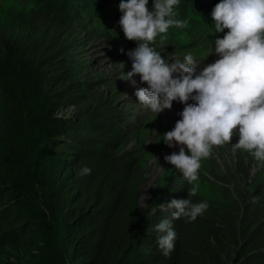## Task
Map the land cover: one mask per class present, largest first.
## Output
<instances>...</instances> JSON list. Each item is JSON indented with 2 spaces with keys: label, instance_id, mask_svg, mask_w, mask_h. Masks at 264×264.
I'll return each mask as SVG.
<instances>
[{
  "label": "trees",
  "instance_id": "obj_1",
  "mask_svg": "<svg viewBox=\"0 0 264 264\" xmlns=\"http://www.w3.org/2000/svg\"><path fill=\"white\" fill-rule=\"evenodd\" d=\"M44 1L55 20L100 41L108 31L106 20L110 18L106 12L113 13L112 1L116 0ZM196 1L202 0H184L180 18L188 9L195 11L200 6ZM16 27L19 32L30 33L32 42L25 44V49L11 44L12 37L5 38L4 28L0 27V59L8 64L5 72L10 79L3 83L0 72V95L6 98L9 111L14 112L12 117L23 113L25 117L21 119L22 128L16 129L23 136L10 143L4 140L5 124L0 122V152L6 147L0 156V182L8 187L21 185L9 209L24 206L20 204L29 201V196L39 203L20 210L24 215L15 211V221L21 227L16 232H11L13 229L3 232L1 237L5 238L0 242L22 245L21 235L30 233L27 244L33 249V235L40 228L48 234L58 223L62 233L65 228L71 231L72 239L79 235L77 249H82L87 257L85 264H264V185L255 183L248 161L245 164L235 158L231 164L223 165L219 175L210 173L217 184L218 197L209 201L197 194L189 197L193 204L205 202L208 208L194 221L186 217L174 221L177 239L170 255L164 256L158 247L155 225L167 213L155 204L145 218L138 211L140 192L146 182L144 170L138 157L118 149L122 141L121 124L105 118L110 109L104 97L95 98L100 90H95L91 80L72 73L71 50L59 44L55 33L44 37L27 14ZM67 105L76 107V116H59V109ZM42 112H47L48 117L44 118ZM51 121L57 123L56 128H50ZM35 133L43 142L35 148L37 153L39 149L41 152L29 168L24 166L26 158L29 159L24 149L28 139L34 146L30 135ZM66 153L69 157L61 168L54 160L44 161L48 155ZM71 167L77 170L69 172ZM83 167L90 168L91 173L78 175ZM65 174L68 184L75 183L71 200L80 197L88 204L83 210H67L64 202L61 205L54 199L60 193L59 187L65 191L68 186ZM25 190H30L29 196ZM189 192L187 188L177 191L173 199H187ZM31 217L37 221L30 220ZM41 232L40 238L54 239ZM138 244L144 245L143 251L135 256L130 254L129 260L119 259ZM32 253L33 250L21 259L29 261Z\"/></svg>",
  "mask_w": 264,
  "mask_h": 264
},
{
  "label": "clouds",
  "instance_id": "obj_2",
  "mask_svg": "<svg viewBox=\"0 0 264 264\" xmlns=\"http://www.w3.org/2000/svg\"><path fill=\"white\" fill-rule=\"evenodd\" d=\"M212 10L216 36L214 52L219 58L199 68L191 54L183 62H167L160 50L150 44L156 37L175 25L183 28L186 21L175 20L173 8L180 0H120L122 13L119 24L126 39L137 41L118 51H127L132 61L125 80L147 87L138 88L139 103L155 114L171 109L173 101L184 104L175 127L163 133L169 147L180 145L179 152L165 156V161L180 170L188 182L198 180L201 160L209 158L213 146L231 143L238 134L235 148L244 149L258 161L264 162V0H215ZM150 8V10H149ZM164 52V51H163ZM178 74L174 77L173 74ZM195 103H188L189 100ZM111 117V116H110ZM107 117L108 119H111ZM122 129H131V123L118 117ZM175 141V145L173 144ZM186 146V149L185 147ZM91 169L83 167L78 175H88ZM196 194L193 187L187 199H172L159 204L167 213L156 225L157 243L164 256L174 249L177 233L174 221L181 217L195 220L207 208L201 202L193 204L189 197Z\"/></svg>",
  "mask_w": 264,
  "mask_h": 264
},
{
  "label": "rangeland",
  "instance_id": "obj_3",
  "mask_svg": "<svg viewBox=\"0 0 264 264\" xmlns=\"http://www.w3.org/2000/svg\"><path fill=\"white\" fill-rule=\"evenodd\" d=\"M46 2L43 0H0V27L4 28L5 38L12 37L11 44H19V47L25 49L26 45L32 42L30 33L26 31H20L16 27V23L22 20L23 16L27 14L33 21L39 26L42 35L45 37L47 33H55V36L59 37V44H65L70 49L69 55L74 58L71 63L72 73H77V76L82 79H89L95 86V90H100V95L95 98L104 97L105 102L108 103L107 108L110 109L109 114L106 116L119 117L122 122L124 118L130 117L136 121V126L131 129H122V141L121 147L118 149L123 153H133L135 157L140 159L143 167V175L146 182L143 185V189L140 192V201L138 205V211L142 213L143 218L150 212L152 204H166L170 202L173 197H176V192L185 188H196V194L205 200L216 199L218 197L217 184L214 183V178L210 176V173L219 175L223 170V165L231 164L235 158L240 161H246L252 167L251 174L254 175L255 183L264 185V162L258 161L254 156L244 149L235 148V143L238 141V134H234L231 143H226L222 146H213L212 154L209 158L201 160V167L198 171V180L188 182L180 172L170 163L165 161L166 155H171L173 152H179L180 145L169 147L163 141V133L172 130L175 127L176 122L181 119L179 113L183 110V103L173 101L171 109H165L159 114H155L147 108V106L139 103L136 96V90L138 88L147 87L146 82L140 83V76L137 75L134 79L136 81L133 84L126 78V73L131 71L132 61L127 55V51H115L108 47L104 41H97L96 38H89L83 32H79L68 25L62 24L58 19L53 18V13H50ZM49 13V16L47 15ZM209 28V26H208ZM12 29V30H8ZM8 31V32H7ZM9 31H12L9 34ZM29 36V37H28ZM36 36V35H34ZM4 38V37H3ZM27 38L28 42L26 41ZM211 38L207 31L201 32L197 36L193 48L196 50L206 51L211 45ZM9 42V41H8ZM13 50V49H12ZM13 51L12 54L14 56ZM161 56L165 53L159 52ZM8 64L3 59H0V72H3L1 81L6 83L10 81L8 72H5ZM51 88H47L50 91ZM5 97L0 95V122L5 124L3 129L5 130L4 140L10 143V140H20L23 136L21 132H17L16 129H21V119L23 116L20 114L12 117L14 112H10L8 108V102L5 103ZM188 102H194L191 99ZM177 103V104H176ZM195 103V102H194ZM175 104L176 106L175 108ZM175 108V109H173ZM172 113V114H171ZM3 114V116H2ZM47 112H42L41 115L44 118ZM59 116L62 117H74L77 114V109L73 105L62 106L59 109ZM35 115V114H34ZM36 117V116H35ZM11 121V122H10ZM47 127V126H46ZM57 123L51 121L50 128H56ZM31 139L26 143L24 153L26 158V164L24 166L32 167L33 160L41 152L36 151V147L41 145L42 138L37 133L31 134ZM34 139V141H33ZM2 142V141H1ZM6 145V143H2ZM175 145V141H173ZM186 149V146H184ZM47 148V147H46ZM6 150V147L0 152V156ZM59 150V148H58ZM49 154V153H47ZM68 154H59L55 156L48 155L44 161H55L54 164H59L60 168L65 160H68ZM2 160V159H0ZM2 166V164L0 165ZM2 168V167H1ZM49 171V166L47 165ZM77 170V168H69V172ZM65 184H68L67 175L65 174ZM63 183V184H64ZM62 184V185H63ZM75 183L72 181L68 184L65 191L62 187H59L60 193L57 194L54 199L61 205H66L67 210H83L88 204L84 199L80 197L71 200V189L74 188ZM35 189L39 192V187L34 182ZM20 186H10L5 182H0V239L5 231L16 232L21 224L15 221L17 218L14 212H21L20 210L29 209L31 206L38 205V201L32 199L29 194L30 190L26 191L29 196L28 200H23L20 205L14 209H9V203L13 202L14 196L20 192ZM29 203V204H28ZM23 215L24 213L21 212ZM30 220L37 221L35 217H31ZM4 222V224H2ZM34 222V223H35ZM33 227H37L33 225ZM40 228V227H39ZM37 231V230H36ZM36 232L33 235L35 248L31 249L27 244V240H30V233L22 236L21 240L23 244H4V241L0 242V264H33L39 261V264H85L87 257L82 253V249H77V239L79 235L75 236L67 228L62 233L61 227L58 223L49 231H42L41 235H51L54 239H42L38 236L40 234ZM63 237V238H62ZM5 238V237H3ZM54 241V243H52ZM51 244V245H50ZM124 246L123 249H125ZM144 245L138 244L131 247V251L123 252L120 256L125 260H129V255H137V252L143 251ZM33 250V255L29 261H24L21 256H29L28 252ZM46 253V255L44 254ZM28 254V255H27ZM61 260V261H60ZM60 261V263H58Z\"/></svg>",
  "mask_w": 264,
  "mask_h": 264
},
{
  "label": "bare ground",
  "instance_id": "obj_4",
  "mask_svg": "<svg viewBox=\"0 0 264 264\" xmlns=\"http://www.w3.org/2000/svg\"><path fill=\"white\" fill-rule=\"evenodd\" d=\"M188 103H191V102H188ZM192 103H194V102H192ZM176 104H177V103H176ZM176 104H175V108H176V106H177ZM177 107H178V106H177ZM183 107H184V106H183ZM175 108H173V109H175ZM171 114H172V113H171Z\"/></svg>",
  "mask_w": 264,
  "mask_h": 264
}]
</instances>
